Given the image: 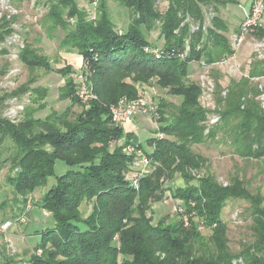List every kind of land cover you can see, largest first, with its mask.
I'll return each instance as SVG.
<instances>
[{
    "label": "trees",
    "instance_id": "trees-1",
    "mask_svg": "<svg viewBox=\"0 0 264 264\" xmlns=\"http://www.w3.org/2000/svg\"><path fill=\"white\" fill-rule=\"evenodd\" d=\"M34 1L48 7L45 19L49 32L62 31L60 47L82 56L81 72L97 97L88 106L81 104L75 69L67 64L59 69L67 76L60 98L70 96L72 105H82V111L75 114L71 105L63 114L53 112L41 118L35 115L37 108L26 107L23 118L15 123L0 111V144L10 140L16 146L18 170L9 181L18 195L27 197L45 186L55 175L57 160L69 166L63 175L56 176V183L39 203L51 213L54 225L42 231L29 264H264L261 188L253 191L240 171L227 184L219 182L208 172L207 157L192 149L194 144L220 137L238 158L264 164V109L256 99L257 84L251 79L264 76V59L254 54L248 73L238 79L230 77L227 85L219 71L213 72L221 118L211 126L208 111L200 102L201 86L189 77L193 62L213 65L234 53L227 21L217 15L211 26L205 25L203 7L219 11L221 5L237 0H169L163 11L158 9V0H114L129 11L125 30L114 23L108 0H98L97 18L90 17L77 0ZM89 2L94 4V0ZM157 29L163 40L160 46L149 39ZM14 31L6 15L0 18V48ZM254 36L264 38L262 24ZM147 47L160 51L157 54ZM0 51L7 52L8 48ZM19 53L31 71L53 69L49 58L28 41ZM152 79L181 100L171 106L172 120L165 118L163 99L158 102L159 127L166 136L149 139L150 150L137 146L149 157L150 170L136 189L129 173L139 157L126 152L129 135L113 120L110 106L121 98L143 95L141 85H149ZM35 81L29 80L10 93L0 92V110L9 97L28 90L40 97L41 92L47 95L46 88L30 87ZM224 89L228 90L226 96L222 95ZM38 100V96L34 98ZM191 170L205 172L195 178ZM177 175L187 183L196 181L170 192L182 201V210L177 211L180 218L168 223L165 216L153 224L148 212L154 203L165 199L171 190L165 184ZM229 200L246 202L243 213L250 220L249 235L240 238L237 251L232 250L229 225L222 218ZM84 202L92 204L88 216L81 209ZM202 228L210 233L204 234ZM37 251L42 254L37 255ZM0 264H15V260Z\"/></svg>",
    "mask_w": 264,
    "mask_h": 264
},
{
    "label": "rangeland",
    "instance_id": "rangeland-1",
    "mask_svg": "<svg viewBox=\"0 0 264 264\" xmlns=\"http://www.w3.org/2000/svg\"><path fill=\"white\" fill-rule=\"evenodd\" d=\"M239 1L240 6L235 2H231L221 5L219 11L214 10L212 7L207 8L204 6L205 25L211 26L213 18L217 15L221 18L223 17L228 23L229 30L227 36L231 41L235 33L238 32L241 18L244 17L245 12L250 8L251 0ZM77 2L81 8H86L90 17H98V5L100 1H97L96 4L89 2V0H77ZM168 3L169 0H158V9L165 10ZM8 4L9 2H5V5H0V11L3 16L9 13L12 14V18L8 20L18 30L19 39L14 42L17 47L13 46V44L12 46H5L8 48L7 52L0 51V72H4L0 75V92L2 94L4 92L10 93L21 85L28 84L29 80L36 79L35 82L30 84V87L46 88L47 95L41 92L40 95L42 97H40L37 95V92V94L35 92L34 94L28 90L25 93L9 97L1 105V116L14 123L19 122L23 118L26 107L37 108L35 115L41 118H47L53 112L63 114L67 107L72 105L70 96L63 99L60 98V88L64 86L67 76L59 69L65 68L67 64H71L75 69L73 77L75 78L74 83L78 86L77 96L81 104L88 106L89 102L94 98L85 100L81 97V80L78 78V75L82 74V56L77 51L69 52L60 47V39L63 35L60 29L50 31L51 33L49 32L50 27L49 24L47 25V20L45 19L48 7L43 3L37 4L34 0L23 3H13L10 0V5L18 11L15 14L12 11L10 12ZM108 6L112 19L118 29L125 30L130 20L128 9L121 7L114 0H108ZM15 17L16 20H14ZM70 21L73 22L71 19ZM262 22L264 24V17ZM149 39L151 43L158 46L162 45L163 40L159 39V29L152 31ZM25 41L30 42L34 49H37L40 54L49 58L53 68L51 71H47L43 67H38L34 71H31L20 60L19 51L25 46ZM256 41L257 38L254 35L249 36L237 50L235 56L227 60L225 65H209L204 61L193 62L190 65V80L195 83H201L204 74H208L214 80L213 72L216 73V71L221 73L220 76L224 85L229 83L230 77L241 78V76L248 73L250 61L256 53ZM149 82L148 86H150V91L152 92L149 93V98H151L157 107L158 102L163 99L162 102L167 106L163 110L165 118L166 120H172V116L169 115L171 113V106L178 104L181 98L170 94L168 89L161 88L156 83L157 79H152ZM87 87L90 92H93L88 84ZM147 88L149 89V87H145L144 90ZM37 96L41 100L34 101V98H37ZM39 104H41V109L38 108ZM72 109L76 114L82 111L84 107L80 104H75L72 105ZM139 117L140 119L137 120L138 127L130 126V124L125 125L130 142L126 152L135 153L137 157H139V154L145 153L143 149L139 150L137 146L142 145L145 149L150 150L152 148L148 145L149 139L156 137V135L159 139H163L166 136L159 127V118L155 120L152 115V119L150 116L139 115ZM122 126L124 127V125ZM219 140L220 137L219 139L217 137L215 140H206L192 145V149L195 152L207 157L208 172L213 174L219 182L227 184L230 177L240 171V174H243L249 180V187L253 191L259 187L264 193V172L262 170L264 169V164L259 165L255 161L253 163L250 161L246 162V160L238 158L233 154L230 147ZM16 152V146L10 140H6V143L0 144V261L5 262L7 259H14L15 264H29L28 259L34 254L37 244L41 241L42 231L54 225V218L51 213L44 208L43 210L39 206V203L48 189L56 183V176L63 175L69 169V166L64 161L57 160L55 175L49 177L48 183L45 186L36 188L34 192L24 197L15 192L13 185L9 181V177L10 179L13 178L18 170L15 161ZM149 166L148 172L150 170ZM151 166L153 167L151 168L152 171L154 169L152 162ZM141 168L142 164L139 157L134 166L132 165L131 172L129 173L130 178H133L131 184L136 189L139 188L140 178L144 175L138 176ZM204 172L205 170H191V174L195 178L199 175L202 176ZM136 179H138L137 183H135ZM191 182L188 183L191 185L196 183V181ZM188 183L180 175H177L172 181L166 182L165 186H170L171 190L166 192L163 201L154 203L148 212L153 224H157L165 216H168V223L180 218L177 217V211L182 210V201L174 198L171 193L177 188L188 187ZM246 205L247 203L242 200H229L222 212L223 220L229 225V233L232 240L230 245L233 251L239 250V242L249 235L247 227L250 220H248V215L243 213L245 212ZM81 209L84 216H88L92 211V204L84 202ZM8 220L11 222V225L8 229L3 230L2 224ZM202 231L206 235L210 233L208 229L202 228ZM240 238L243 239L241 240ZM41 254L42 251H37V255Z\"/></svg>",
    "mask_w": 264,
    "mask_h": 264
},
{
    "label": "built area",
    "instance_id": "built-area-1",
    "mask_svg": "<svg viewBox=\"0 0 264 264\" xmlns=\"http://www.w3.org/2000/svg\"><path fill=\"white\" fill-rule=\"evenodd\" d=\"M98 0H94V4L97 3ZM5 2H9V9L12 13H18L16 9H14L10 5V0H0V5H5ZM6 15V14H5ZM264 15V0H251L250 2V8L248 11L245 12L244 17L240 21L239 26V32L235 33V35L232 37L231 44L232 48L234 50V53L231 55H227L222 60L216 62L213 65L219 64V65H225L227 60L230 58H233L237 52V50L242 46V44L245 42V40L251 36L254 35V32L261 24V19ZM3 17L2 12L0 11V18ZM7 19L12 18V14L9 13L6 15ZM13 27V24H12ZM14 28V27H13ZM196 27L192 26V29L194 30ZM15 31L11 36H9L6 40V43H4L2 47L5 46H12L14 42H16L19 39L18 30L14 28ZM13 46H16L15 44ZM24 46V43H23ZM21 46V47H23ZM1 47V48H2ZM17 47V46H16ZM147 50L155 53H159V48H146ZM151 49V50H150ZM189 49V48H188ZM256 49V56L260 59H264V38L258 39L255 44ZM20 52V51H19ZM185 54L182 55L184 57ZM204 65V64H203ZM78 78L81 80V97L85 100L96 98V96L93 94V92H90L87 87L86 78L83 74H79ZM255 84H257L258 87V95L256 99L260 102L261 107L264 109V76H256L251 78ZM202 89V93L200 96L201 104L202 106L208 111V125H215L220 121V114L218 113L217 109L218 106L216 104L215 100V92H216V81L213 78H210L208 74H204L202 76L201 83H199ZM227 89H224L222 92L223 96H226ZM110 112L113 117V120L121 125H125L126 123L132 121L136 116L142 115V116H150L152 119L155 118L157 120L159 118V115L157 114V106L153 103L151 98L149 96L141 95L137 98L129 99L127 97L121 98L118 103L112 104L110 106ZM152 115V117H151ZM208 131V130H207ZM140 161L142 164V168L138 176H142L144 173L148 172V166L150 165V159L145 154H139ZM138 182V179L135 180V183ZM185 221L187 223V217H185ZM11 222L8 220L5 223L2 224V229L6 230L10 227Z\"/></svg>",
    "mask_w": 264,
    "mask_h": 264
},
{
    "label": "crops",
    "instance_id": "crops-1",
    "mask_svg": "<svg viewBox=\"0 0 264 264\" xmlns=\"http://www.w3.org/2000/svg\"><path fill=\"white\" fill-rule=\"evenodd\" d=\"M237 4H238L239 6L241 5L239 0H237ZM263 17H264V15H263ZM263 17H262V19H261V24L264 26V24H263V22H262ZM242 18H243V17H242ZM242 18H241V19H242ZM145 87H149V89L147 88V89L144 90ZM140 90L143 92V94L145 93L144 95H147V96H148L149 93L151 92V91H150V86H148V85H146V84H143V85L140 87ZM151 93H152V92H151ZM139 119H140V117L138 118V116H137V117H135L132 121H130V122L126 123V124H130V126H133V127H138L137 120H139ZM126 124H125V125H126ZM125 125H124V129H125V131H127Z\"/></svg>",
    "mask_w": 264,
    "mask_h": 264
}]
</instances>
